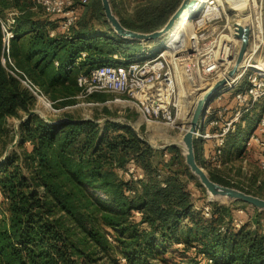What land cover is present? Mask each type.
Returning <instances> with one entry per match:
<instances>
[{"label": "trees", "instance_id": "obj_1", "mask_svg": "<svg viewBox=\"0 0 264 264\" xmlns=\"http://www.w3.org/2000/svg\"><path fill=\"white\" fill-rule=\"evenodd\" d=\"M110 1L126 28L143 33L162 29L185 3L146 0L126 13ZM73 2L79 18L64 32L62 18L48 15L37 0H0V264H264V212L252 207L254 214L238 227L233 208L212 202L206 218V204L198 205L188 183L197 178L178 147L169 150L181 171L164 173L154 166L157 151L130 125L110 120L118 113L107 105L92 118L67 111L61 119L46 116L37 110L38 99L8 72L2 20L12 9L18 15L9 57L57 112L78 102L80 75L142 54L140 42L115 34L102 0ZM235 93L222 102L232 114ZM109 99L105 93L86 98L100 104ZM10 119L19 120L17 146ZM247 136L231 132L230 151L242 157ZM196 157L203 167L216 166L201 159L198 142ZM209 166L213 181L264 198V182H255L257 190L239 188ZM130 167L145 178L128 179Z\"/></svg>", "mask_w": 264, "mask_h": 264}, {"label": "built area", "instance_id": "obj_2", "mask_svg": "<svg viewBox=\"0 0 264 264\" xmlns=\"http://www.w3.org/2000/svg\"><path fill=\"white\" fill-rule=\"evenodd\" d=\"M37 5L48 15L61 17L60 29L64 32H68L79 18L73 0H37ZM17 15L18 12H13L2 20L6 53L2 56V63L6 67L9 65L8 72L19 79L39 101L52 107V102L42 89L25 72L15 67L9 57ZM181 16L179 20L184 21L187 27L174 44L173 41L164 44L162 40L161 48L154 52L149 43H144L141 44L142 54L135 60L125 64L118 61L102 65L89 74L80 75L78 85L81 93L77 98L86 99L99 93L117 95L120 97L106 103H129L146 123L174 126L182 111L183 76L190 72L194 86H203L206 90L226 79L236 64L242 46L240 31L249 24V46L243 58L249 65L243 67L240 78L234 76L213 97L223 100L225 94L236 91V111L228 117L229 107L222 104L215 108L209 101L203 122L194 133L197 142H214L215 149L210 160L219 167L227 147V137L236 130V123L244 112L259 101H264V71L253 67L254 64L264 63V0H195L192 8L183 11ZM244 79L247 85L244 90L238 91ZM258 127L260 137L264 138V107ZM255 139L259 140V137ZM260 168L264 171V159L260 162ZM126 176L137 182L145 178L144 173L135 167H130ZM203 215L211 217L210 206L203 208ZM241 225L237 224L238 227Z\"/></svg>", "mask_w": 264, "mask_h": 264}, {"label": "rangeland", "instance_id": "obj_3", "mask_svg": "<svg viewBox=\"0 0 264 264\" xmlns=\"http://www.w3.org/2000/svg\"><path fill=\"white\" fill-rule=\"evenodd\" d=\"M115 1L116 2L114 3V5L117 6L116 9L124 11L126 13H132L138 3H141L146 0H115ZM88 6H89V1L88 3L85 4V7H83L82 11L88 9L89 8ZM111 6L113 7L112 3ZM181 18L182 16H180L179 19ZM149 44L151 46V50L154 52L158 51L162 46L161 41L151 42ZM243 81L246 80L244 79ZM189 85L192 86L193 81ZM201 89L203 92L206 90L203 86L201 87ZM105 94L110 95V99L108 101H114L116 97L118 98L120 97L109 93H105ZM188 94H189V90L184 91V97L182 99V111L180 113L179 120L174 126L146 123L145 121H143V119L141 118L139 113L135 110V108L132 107L129 103H125V102L106 103L107 102L106 101L104 104L89 105L90 101L86 99H78V102L75 105L65 107L57 112L55 111L54 106H52L53 109L51 108L47 109V107L41 101L38 100L37 110L41 111L46 116L53 115L60 119L63 117L65 111L74 113L75 115L84 118H92L96 112H99L97 108L100 109L101 107H103V105H107L110 109L118 113L117 116L109 117V119L120 124H128L131 127L135 128L141 134L143 140L149 146H151L153 149L157 151L154 158V166L160 168L161 170L164 171V173H166V171L168 170L181 171V166L179 165V161L172 160L171 157L174 154L172 153L171 150H169V148L172 146V144H180L181 137L185 133L184 129L182 128L183 126L181 120L182 112L185 115L190 113L189 117L193 115L197 107V102L200 99V97L196 94L193 95L192 93L190 95ZM121 98L122 100H124V97ZM211 102L213 104V107L215 108L223 104L222 103L223 100H218L217 98H213ZM263 107H264V101H259L258 103L253 105L249 111L244 112L242 117L236 123V130L233 132V135L237 133H242L245 135L248 134L246 139L242 141V145L244 144V154L242 155V157L238 156L237 150L233 152L230 151L229 142H228V146L225 148L222 157V164L219 167L214 165H211L210 167L209 165H207L210 168L212 167L215 168V171L219 170L221 177H223L226 181L230 182L231 184L238 186L239 188L257 190L255 188L256 187L255 182L257 180L264 182V171L260 168V162L261 160L264 159V138L262 136L260 137V131L258 127L261 114L263 111ZM242 111H244V108L242 109ZM228 114H229L228 117L233 116L232 112H229ZM105 120L106 119L104 118L100 119L99 120L100 125H104ZM18 124H19L18 119H10V125L13 128V131L16 136L14 142L15 146H17V143L20 138ZM186 127H188V125ZM251 136H255V137L252 138ZM256 136L259 137V140L255 139ZM198 143L199 146L202 147L203 145L204 149L208 151L213 152L215 149L213 141L199 140ZM179 149L181 150V154L183 156L184 151L181 148ZM17 151L20 152L21 149L18 148ZM203 157H205V153ZM183 161L185 162L184 156H183ZM206 167L203 168L208 172V169ZM195 181L199 183L198 179ZM195 181H188V183L189 186H191L194 190L195 193L194 200L198 203V205H201L203 203L206 204V206H208V204L213 202L221 205H227L233 208V210H235L236 213L235 224H243V222H245L251 215L254 214V210L250 205L247 206H244V204L235 205L234 202H231L229 200L214 199L208 193L203 194L200 191V189L196 188ZM260 193L264 196V190L261 191ZM251 223L254 224L253 221H251ZM262 225H264V221L262 222Z\"/></svg>", "mask_w": 264, "mask_h": 264}, {"label": "water", "instance_id": "obj_4", "mask_svg": "<svg viewBox=\"0 0 264 264\" xmlns=\"http://www.w3.org/2000/svg\"><path fill=\"white\" fill-rule=\"evenodd\" d=\"M194 2L195 0H185V3L171 16L169 22L162 29L151 33H143L126 28L122 24L118 16L114 13L113 7L111 6V1L102 0L104 14L115 34L121 39L133 42L137 41L141 44L162 41L180 22L179 18L183 11L191 9ZM239 38L242 41V46L237 57L236 64L229 72V78L218 81L209 89V92L205 95V97H203L199 101L198 106L188 124V129L181 137L180 144H172V146L179 147L184 151L183 156L185 158L186 166L190 169L191 173L199 180V183L205 188L207 193L212 198L229 200L231 202H241L254 207L260 212H264V198L213 181L209 173L203 168L196 157L197 141L194 138L196 127L199 124H202L208 102L213 100L214 94L217 93L221 88H223L227 84V82L235 76L236 69L239 66L240 62H242L244 54L246 53L249 46V24H246L241 29ZM133 129L143 139L141 134L135 128Z\"/></svg>", "mask_w": 264, "mask_h": 264}, {"label": "bare ground", "instance_id": "obj_5", "mask_svg": "<svg viewBox=\"0 0 264 264\" xmlns=\"http://www.w3.org/2000/svg\"><path fill=\"white\" fill-rule=\"evenodd\" d=\"M187 25L185 24L184 21H180L177 26L174 27V29L172 30V32L167 36V38H164L163 41H164V44L166 43H169V42H172L173 44L175 43V41H177V39L182 35V33L185 31ZM172 44V45H173ZM247 65H249V62L248 61H244V59L242 60V62H240L239 66L237 67L236 69V73H235V78H240L241 74H242V69L243 67H246ZM254 68H257V69H261L264 71V63H257V64H254L253 65ZM229 78V74L226 76V79ZM192 74L190 72H188L186 75L183 76V82H182V89L183 91H186V90H189V94L190 95L192 93L193 94H196L200 97V99L198 100L197 102V106H198V103L199 101L205 97V95L209 92V90H205L204 92L202 91L201 87H195L194 86V83L193 85H189L191 82H192ZM188 86V87H187ZM187 88V89H186ZM206 89V87H204ZM45 106L48 108H51L53 109V107H50L48 103L45 104ZM184 106V105H183ZM43 107V106H42ZM197 108V107H196ZM196 110V109H195ZM47 111V110H46ZM50 111V110H49ZM190 113L188 114H184L182 112L181 116H182V123H183V126L182 128L185 129L186 126L189 124L190 120H191V116L189 117ZM161 127V126H160ZM159 130V128H158ZM162 130V128H161ZM178 143V142H177Z\"/></svg>", "mask_w": 264, "mask_h": 264}, {"label": "crops", "instance_id": "obj_6", "mask_svg": "<svg viewBox=\"0 0 264 264\" xmlns=\"http://www.w3.org/2000/svg\"><path fill=\"white\" fill-rule=\"evenodd\" d=\"M13 12H17V10L12 9V10L8 11V13L6 14L5 19L8 18L9 15H10L11 13H13ZM200 148H201V158H202V160H203V161H209L212 152H211V151H208V150H206V149H204V146H203V145H202V147L200 146ZM204 153H205V157H203V156H204Z\"/></svg>", "mask_w": 264, "mask_h": 264}]
</instances>
